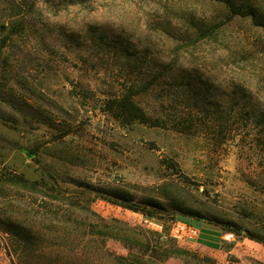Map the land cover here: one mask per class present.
Instances as JSON below:
<instances>
[{"label":"rangeland","instance_id":"rangeland-1","mask_svg":"<svg viewBox=\"0 0 264 264\" xmlns=\"http://www.w3.org/2000/svg\"><path fill=\"white\" fill-rule=\"evenodd\" d=\"M233 1L256 18L219 0H0V264H264V0ZM167 66L137 102L158 111L191 76L236 122L227 142L105 112ZM183 220L236 241L178 242Z\"/></svg>","mask_w":264,"mask_h":264},{"label":"trees","instance_id":"trees-1","mask_svg":"<svg viewBox=\"0 0 264 264\" xmlns=\"http://www.w3.org/2000/svg\"><path fill=\"white\" fill-rule=\"evenodd\" d=\"M219 1L228 7L231 18L237 16L256 18L253 12H246L247 10L237 6L233 0ZM172 71L171 66L164 67L157 74L150 73V79L126 86L120 94L108 97L104 100L105 112L124 126L140 124L186 136L203 135L212 138L217 144L227 142L230 137L228 135L236 122L232 123L230 116L224 117L204 111V108H215L216 105L213 103L209 90L204 91L195 87L191 76H186L192 80L188 79L184 86L171 85L169 90L163 89L158 92L162 94L158 96V111L147 109L137 102V97L155 92L156 81L165 73L170 74ZM220 123L225 125V128H222ZM226 124H230V128H226ZM12 181L28 184L20 177H16ZM251 237L257 239L254 236Z\"/></svg>","mask_w":264,"mask_h":264},{"label":"built area","instance_id":"built-area-1","mask_svg":"<svg viewBox=\"0 0 264 264\" xmlns=\"http://www.w3.org/2000/svg\"><path fill=\"white\" fill-rule=\"evenodd\" d=\"M200 232L196 224L190 221H176L172 224L170 236L178 242H196ZM236 241L235 234L226 233L222 239V245Z\"/></svg>","mask_w":264,"mask_h":264},{"label":"crops","instance_id":"crops-1","mask_svg":"<svg viewBox=\"0 0 264 264\" xmlns=\"http://www.w3.org/2000/svg\"><path fill=\"white\" fill-rule=\"evenodd\" d=\"M196 226L199 228V238L203 239H209L210 242L218 243V247H222V239L223 237H219L217 233H212L209 228H205L204 225L196 223Z\"/></svg>","mask_w":264,"mask_h":264}]
</instances>
